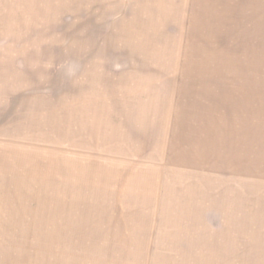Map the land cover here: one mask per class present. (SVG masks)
Instances as JSON below:
<instances>
[{"label":"rangeland","instance_id":"1","mask_svg":"<svg viewBox=\"0 0 264 264\" xmlns=\"http://www.w3.org/2000/svg\"><path fill=\"white\" fill-rule=\"evenodd\" d=\"M0 264H264V0H0Z\"/></svg>","mask_w":264,"mask_h":264}]
</instances>
